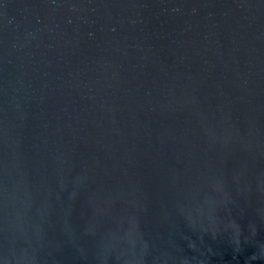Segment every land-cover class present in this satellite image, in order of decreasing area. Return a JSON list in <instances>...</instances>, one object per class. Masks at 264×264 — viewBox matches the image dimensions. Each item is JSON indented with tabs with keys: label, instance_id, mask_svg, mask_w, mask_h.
<instances>
[{
	"label": "water",
	"instance_id": "1",
	"mask_svg": "<svg viewBox=\"0 0 264 264\" xmlns=\"http://www.w3.org/2000/svg\"><path fill=\"white\" fill-rule=\"evenodd\" d=\"M0 264H264V0H0Z\"/></svg>",
	"mask_w": 264,
	"mask_h": 264
}]
</instances>
